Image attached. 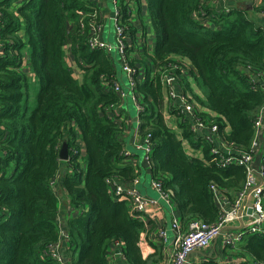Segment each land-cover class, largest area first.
<instances>
[{"label": "trees", "instance_id": "16d2710c", "mask_svg": "<svg viewBox=\"0 0 264 264\" xmlns=\"http://www.w3.org/2000/svg\"><path fill=\"white\" fill-rule=\"evenodd\" d=\"M115 1L129 35L130 6ZM204 1L146 0L154 49L142 58L138 52L131 58L128 49L130 66L136 75L144 74L135 75L134 94L143 108L136 112L139 138L151 137V177L172 192L184 224L214 222L217 192L231 199L245 173L212 161L207 145L205 162L189 156L187 147L196 151L201 140L185 115L178 116L171 102L164 104L160 72L167 70L184 93L192 90L190 80L195 82L203 94L195 97L205 108L196 113L199 119L215 124L224 141L243 150L249 148L252 120L264 99L249 78L264 73V29L247 9L217 13ZM255 10L264 11V2ZM99 11L98 0H0V264H55L42 253L60 241L62 230L69 264H109L115 242L121 243L127 264L156 263L140 254L144 224L106 184L111 177L128 184L139 168L137 155L123 153L122 125L105 114L122 100L113 91L115 58L87 45L89 25L101 22ZM193 13H205L202 23L209 27ZM68 46L80 80L67 63ZM163 107L177 118L176 128L168 125ZM64 142L68 155L60 160ZM63 196L74 211L61 229ZM259 236L257 242L250 238L256 245L246 249L264 264V235Z\"/></svg>", "mask_w": 264, "mask_h": 264}, {"label": "built area", "instance_id": "2783aa9c", "mask_svg": "<svg viewBox=\"0 0 264 264\" xmlns=\"http://www.w3.org/2000/svg\"><path fill=\"white\" fill-rule=\"evenodd\" d=\"M95 1V0H93ZM261 0H255L258 4ZM116 3V1L114 0ZM229 10H225L228 13ZM193 19L200 24L205 19V13L198 15L193 13ZM84 16L79 20L80 29H84ZM102 25L97 24L94 28V33L87 35V45L91 50H103L107 53H116L121 65L122 71L127 75L128 84L130 87L134 86V73L135 69L130 66L128 50L129 47L126 42L128 37L125 26L120 19L119 9L115 6L113 16V32H114V44L103 41L98 38V33L101 31ZM184 73V70H182ZM246 73H248L246 71ZM249 75V73H248ZM161 82L165 88L166 99L173 104L174 110L178 116H183L189 120V130L198 136V132H206L202 135L201 145L197 147L196 151H190V147H187L190 151V157H195L201 162H205L202 157V149L205 145L209 146L210 156L213 160H217L223 167L237 166L241 167L245 173V182L238 192L237 198L227 204L228 207L224 210L219 209L217 219L212 223H206L201 220L191 221L186 227H182L181 223L174 217L171 219L170 230L174 233V238L171 246L170 258L167 264H188L190 257L193 253L206 250L209 245L216 239L221 238L223 246L235 247V243L238 241L242 233H238L236 236L230 232L232 227H236L240 232L247 231L249 233L264 234V143L262 141V135L264 133V99L263 105L259 111L255 114L252 120L253 137L247 150H243L233 143L224 141L217 144V138H219L218 127L215 124L200 120L197 116V112L193 111L192 103L183 92L178 89L177 80L173 76H169V72L161 71ZM253 90L260 89L264 97V76L262 74L249 75ZM113 91L123 99L126 93L121 90L120 85L114 81ZM135 107L137 112L143 108L135 101ZM109 111L111 106L107 108ZM138 129L135 130L133 141L130 143L132 149L140 151L144 155V160L150 166V154L152 149V142L150 134H147L144 138H138ZM262 134V135H261ZM200 140V139H199ZM125 156L131 154L128 150H123ZM261 154V165L258 170L253 168V157ZM138 176L134 178L128 184L122 183L118 178L111 177L106 179V184L112 188L113 196L119 198V200H125L129 207V214L134 218H137L144 224L148 222L147 216L149 214V208L156 205L157 200L150 199L141 194L136 184L139 183ZM151 187L158 194L159 199L164 204L171 202L172 192L165 191L162 188L160 180L152 179ZM212 193L215 187L211 186ZM217 195V194H216ZM216 199V197H215ZM251 200L249 206L246 205L248 200ZM251 210V213L249 212ZM250 213V214H249ZM252 221L242 223L244 217H248ZM159 237L165 239L166 232L161 230ZM120 242L113 243V247L119 249ZM112 247V249H113ZM112 252V250H111ZM119 252V250H118ZM42 255L44 257L51 258L55 264H67L68 259L62 255L61 242L49 246ZM123 255V254H122ZM123 259L126 262L125 257ZM127 264V262H126ZM262 264V263H259Z\"/></svg>", "mask_w": 264, "mask_h": 264}, {"label": "crops", "instance_id": "0c3cea01", "mask_svg": "<svg viewBox=\"0 0 264 264\" xmlns=\"http://www.w3.org/2000/svg\"><path fill=\"white\" fill-rule=\"evenodd\" d=\"M100 1V12L99 16L101 17V22H98V24L102 25L101 31L98 33V38L109 42L111 44H114V32L111 28V24L107 21L113 18L114 13L109 12L107 8V3H113L116 5L114 0H98ZM120 1V0H119ZM130 11H128V18L126 25L129 30V35L126 38L127 45L129 46L127 50L129 49L131 52V58H134L135 55H137V52L139 53L138 57L142 58L144 55L149 56L151 55L154 44H155V37L154 33L151 30V21L149 16V10L146 7V0H138V3L135 0H127ZM264 0H261L258 4L255 3V0H205L204 4L207 8L215 9V11L222 12L225 10H241V9H247V14L249 17H252V19L256 22L257 25L261 26V28L264 29V11L259 10L256 11L255 7L258 5H262ZM73 22L70 23V26L73 28ZM96 24L89 25V35L93 34L94 28ZM205 27H209L208 22L204 24ZM139 48V49H138ZM69 46H68V48ZM71 50L67 53L66 60L67 63L75 69V75L74 78L80 80L82 75L80 74V70L76 69L77 65H75L74 60L71 57ZM146 52V53H145ZM108 56H112L115 58V62L117 64V75L116 79H114L121 87V90L126 93L125 98H123L119 106L112 108L110 111L106 109L105 114L109 117L114 119L117 123L121 124L123 127V150L130 151L133 155H136L135 152H132V147L130 143L133 141L135 130L138 129V117L136 114V107H135V101L136 96L134 94L135 92V75L136 71L134 73V86L130 87L128 84L127 75L122 71L120 62L118 60V57L116 56V53H107ZM160 70V69H159ZM156 70V71H159ZM151 73L154 75L155 69L151 70ZM264 76V73H262ZM136 76L144 77V74L142 71H139ZM142 80V79H141ZM114 82V81H113ZM112 82V83H113ZM163 91L165 92V88L162 85ZM192 90H185V95L190 98L193 111H195L199 114L200 112L205 111V108L202 107L198 102L195 96L202 97L203 94L201 91L196 87L195 82L190 80V86ZM130 94L128 97L127 95ZM130 100L133 103V110L134 115L132 114V108L129 106V103H127V100ZM196 99V100H195ZM137 102V101H136ZM170 102L166 99V93L164 97V104H169ZM162 112L164 113V117L167 120V123L169 126L176 128V122L177 118L174 116H170L167 110V107H163ZM188 122L189 120L184 117ZM135 127H133V125ZM177 134L179 135L178 131L176 130ZM206 132L201 131L198 132V137L200 140H202V135H204ZM262 135V134H261ZM263 136V135H262ZM139 138V136L137 135ZM217 144L223 143L222 137L219 135V138H217ZM189 148V146H188ZM191 151V148H190ZM130 154L129 156H131ZM137 159V166L139 168V171L137 169L136 175L138 176L139 183L136 184L137 190L143 194L145 197L157 200L156 205H153L149 208V214L147 216L148 222L143 223L145 226V231L141 233L139 238V249L140 254L143 259H146L148 257H151L153 260H155V264H167L170 253H171V244L174 238V233L172 230H170V223L172 217L176 218L180 223L181 226L184 228L187 224H184L182 222V218L180 217V214L176 208V206L173 203V200H171L168 204H163L161 200L158 197V194L153 188L151 187V173L149 169L148 163L144 160V155L142 160L140 161L138 156L135 158ZM261 165V154L258 153V155H255L253 157V168L258 170ZM135 166V165H134ZM135 168H137L135 166ZM143 168V170H142ZM62 192V191H61ZM238 196V193L231 194L229 199L227 196H225L221 192H217L215 204L218 208H222L223 210L228 207L227 204L233 202ZM62 200V208L58 214V223L61 229L65 228L66 221L72 217L73 215V209H71L68 201L66 200V197L63 196L60 198ZM251 204V200L249 199L246 203L247 206ZM61 206V204H60ZM250 212V210H249ZM251 213V212H250ZM249 213V214H250ZM254 217V216H252ZM251 217V218H252ZM248 217H244L242 220V223H247L252 221V219ZM264 227V224H263ZM264 229V228H263ZM161 230H165L166 232V238L163 239L159 237V233ZM63 231V232H62ZM61 231V251L62 255L65 256L66 252V245L65 242L66 237L64 230ZM230 232H232L235 236L238 233H242L239 237L238 241L235 243V247L231 248V246H223V243L221 241V238H218L214 240L209 247L206 250L198 251L192 254L190 257V260L188 264H259V261H256L255 258L251 257L249 255L248 250L246 249L248 246L255 247V242H250V238L256 237L254 239L256 242L259 240V235L264 234H255V233H249L247 231L240 232L236 227H232L230 229ZM112 245L109 248L108 251V262L109 264H126L125 260L123 259V253L121 250V247L119 249L113 247ZM112 250V252H111ZM119 250V252H118ZM67 258V256H65ZM69 264V262H67Z\"/></svg>", "mask_w": 264, "mask_h": 264}, {"label": "rangeland", "instance_id": "374dc122", "mask_svg": "<svg viewBox=\"0 0 264 264\" xmlns=\"http://www.w3.org/2000/svg\"><path fill=\"white\" fill-rule=\"evenodd\" d=\"M107 8H108V10H109V12H111V13H114V11H115V6H114V4L113 3H107ZM100 12V11H99ZM110 24H111V28L113 29V18L112 19H110V20H107ZM128 97L130 96V94H128L127 95ZM127 103H129V106L132 108V110H133V108H134V106H133V103L128 99L127 100ZM134 110L132 111V114L134 115ZM136 112H137V109H136ZM133 125V127H135V125L134 124H132ZM262 141H263V143H264V133H263V136H262ZM134 150H132V152H133ZM135 152V151H134ZM133 152V153H134ZM132 154V153H131ZM135 154L138 156V158H139V160L141 161L142 160V158H143V153H141L140 151H136L135 152ZM131 156H133V154L131 155ZM142 170H143V168H142ZM60 204H61V208H62V200H60V202H59ZM171 227V226H170ZM78 255H79V249H78V251H77V254H76V256H75V258H77L78 257ZM199 264V263H198Z\"/></svg>", "mask_w": 264, "mask_h": 264}, {"label": "water", "instance_id": "95a60500", "mask_svg": "<svg viewBox=\"0 0 264 264\" xmlns=\"http://www.w3.org/2000/svg\"><path fill=\"white\" fill-rule=\"evenodd\" d=\"M68 155V149H67V144L64 142L61 145V148L59 150V159L60 160H66ZM251 212V210H250Z\"/></svg>", "mask_w": 264, "mask_h": 264}]
</instances>
